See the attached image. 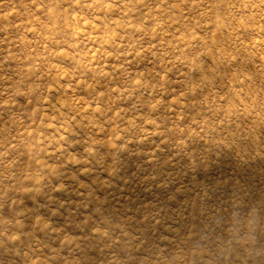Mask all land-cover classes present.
<instances>
[{
  "label": "rangeland",
  "instance_id": "rangeland-1",
  "mask_svg": "<svg viewBox=\"0 0 264 264\" xmlns=\"http://www.w3.org/2000/svg\"><path fill=\"white\" fill-rule=\"evenodd\" d=\"M0 264H264V0H0Z\"/></svg>",
  "mask_w": 264,
  "mask_h": 264
}]
</instances>
